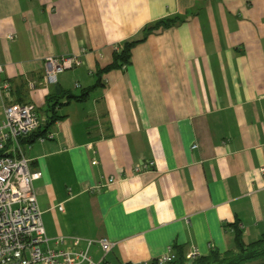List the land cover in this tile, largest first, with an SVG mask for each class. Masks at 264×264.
Segmentation results:
<instances>
[{"label":"crops","instance_id":"obj_1","mask_svg":"<svg viewBox=\"0 0 264 264\" xmlns=\"http://www.w3.org/2000/svg\"><path fill=\"white\" fill-rule=\"evenodd\" d=\"M63 55L80 64L47 82V57ZM0 65L4 101L33 103L42 122L21 145L49 238H106L103 264L170 247L196 264L236 250L235 225L246 244L264 234V0H0Z\"/></svg>","mask_w":264,"mask_h":264},{"label":"built area","instance_id":"obj_2","mask_svg":"<svg viewBox=\"0 0 264 264\" xmlns=\"http://www.w3.org/2000/svg\"><path fill=\"white\" fill-rule=\"evenodd\" d=\"M9 35V39H13ZM45 79L56 82L59 73L80 64L76 56L47 57ZM4 71L0 65V74ZM8 85L0 81V264H103L115 247V243L102 238L99 240L72 239L67 246L64 238L51 239L47 236L38 204L34 182L40 178L39 172L30 170L29 159L25 157L21 142L41 127V119L33 103L4 101ZM53 134L49 135V138ZM43 140L42 137H40ZM150 163L148 166H152ZM114 181L111 177L109 182ZM98 244L102 259L95 260L91 248ZM201 257L195 249L190 258ZM178 255L172 247L153 261L123 264H169Z\"/></svg>","mask_w":264,"mask_h":264},{"label":"trees","instance_id":"obj_3","mask_svg":"<svg viewBox=\"0 0 264 264\" xmlns=\"http://www.w3.org/2000/svg\"><path fill=\"white\" fill-rule=\"evenodd\" d=\"M182 19L179 16L163 18L156 22L150 23L141 30V35L124 41L114 52L113 62L101 69L99 73H104L115 68H122L124 65H128L131 61V50L137 44L145 41L147 37L153 33H159L164 29H167L173 25L178 24ZM84 97L81 96H69L68 99L80 100ZM47 113L48 121L47 127L52 126L60 117L57 115L55 108L57 102L53 98L47 99ZM40 129V128H39ZM38 131V130H37ZM36 132L33 133V135ZM44 133L41 132L38 137ZM26 139V138H25ZM24 140V139H23ZM22 140V141H23ZM236 230V250L227 251L226 253H219L217 251L212 252L209 256L197 260L196 264H264V234L262 237L249 244L244 243L242 239L241 230L235 225ZM169 263L174 264L179 261ZM156 264V263H153Z\"/></svg>","mask_w":264,"mask_h":264}]
</instances>
